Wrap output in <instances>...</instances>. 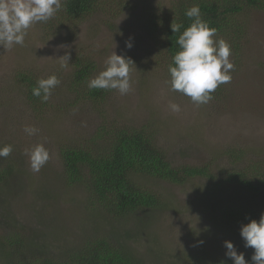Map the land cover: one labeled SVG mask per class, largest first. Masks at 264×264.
<instances>
[{"label": "rangeland", "instance_id": "obj_1", "mask_svg": "<svg viewBox=\"0 0 264 264\" xmlns=\"http://www.w3.org/2000/svg\"><path fill=\"white\" fill-rule=\"evenodd\" d=\"M146 2L167 7L170 0H128L129 6L114 19L96 11L81 22L64 24L60 14H55L46 23L32 25L23 46L8 50L0 46V147L13 148L8 157H0V166L9 159L22 172L0 187V231L12 226L24 229L32 253L60 258L86 237L110 234L128 245L143 264H177L190 251L198 253L203 264L218 262L228 258L226 240L238 253L248 249L240 227L224 222L221 213L230 204L263 206L264 191L251 196L239 186L219 182L222 169L232 168L229 151L233 149H242L245 160L264 167V11L251 16L249 43L236 57L230 54L234 69L230 82L222 86L224 98L197 105L170 90L168 60L143 27ZM129 40L130 49L126 47ZM113 51L134 63L130 65L131 90L124 95L110 90L99 106L76 101L75 94L66 90L67 77L74 70L73 57L89 55L97 75ZM24 71L43 78L55 74L60 80L51 101L53 110L45 120H34L15 85L14 77ZM170 103L179 104L181 110L171 111ZM114 123L147 127L173 165L209 164L214 180L195 179L179 187L159 184V208L133 213L121 221L92 216L87 224L80 223L90 215L85 211V193L54 179L60 164L58 149L87 139L101 124ZM25 126L39 131L29 136ZM41 143L50 159L39 172H33L24 152ZM43 172L53 179L46 180ZM152 183L147 187L155 191ZM40 190L48 193L41 196ZM0 264L7 261L0 259Z\"/></svg>", "mask_w": 264, "mask_h": 264}, {"label": "trees", "instance_id": "obj_2", "mask_svg": "<svg viewBox=\"0 0 264 264\" xmlns=\"http://www.w3.org/2000/svg\"><path fill=\"white\" fill-rule=\"evenodd\" d=\"M61 4L56 15L60 14L64 24L81 22L96 11L111 15L114 19L129 6L128 0H62ZM193 5L199 6L202 19L216 29L217 38L225 39L235 57L249 43L246 35L252 14L264 11V0H170L167 7L146 2L143 27L152 36L153 42L160 46L161 54L168 60V69L172 57L179 51L176 41L180 35L174 33L170 26L173 22L182 23L184 28L190 26L192 20L185 16V10ZM72 63L74 70L67 77L66 90L75 94L76 101H85L93 106L102 105L110 90L88 87V81L96 75L92 58L79 53L73 57ZM41 78L25 71L14 77L15 85L36 121L45 120L46 114L53 110L51 101L57 88L52 90L47 102H41L32 95V89ZM222 86L219 85L211 93V100L224 98ZM71 104L75 103L71 101ZM76 142L59 147L60 164L54 179L67 186L80 187L85 193V211L90 215L80 220V223L85 221L87 224L90 217L121 221L133 213L159 208L162 202L156 188L159 184L179 187L195 179L211 182L215 177L209 164L173 165L158 146L153 133L145 126L101 124L92 136ZM229 158L233 160L232 168L222 169L223 180L219 184L239 186L251 196L264 191V167L260 162L245 160L243 150L239 148L229 151ZM19 174L22 172H18L16 165L9 159L5 160L4 165L0 166V187L7 186L9 180ZM43 177L46 180L53 179L47 172H43ZM149 181H153L155 191L147 187ZM45 193L48 192L40 190L41 196H45ZM31 211L39 216L38 212ZM262 213L264 205L254 208L247 204H230L223 208L221 215L224 222L241 227L252 219L258 221ZM46 222L49 226L48 218ZM4 230L0 231V259L6 260L7 264H143L128 245L114 234L86 237L77 247L56 258L40 252L32 253L31 241L21 227L12 226ZM52 235L59 237V233ZM243 253L251 264L253 249L248 248ZM198 255L193 251L183 253L177 264H203L202 257ZM210 264H233V261L225 258Z\"/></svg>", "mask_w": 264, "mask_h": 264}, {"label": "clouds", "instance_id": "obj_3", "mask_svg": "<svg viewBox=\"0 0 264 264\" xmlns=\"http://www.w3.org/2000/svg\"><path fill=\"white\" fill-rule=\"evenodd\" d=\"M61 6V0H0V46L6 50L13 45L23 46L28 29L36 23H46ZM185 16L192 20L190 26L184 28L182 23L175 22L170 26L174 33L180 35L176 41L179 51L174 54L172 64L169 65L168 83L171 91L189 97L194 104H207L213 98L211 93L219 85L231 80L230 70L234 69L229 60L231 49L225 40L214 39L216 29L202 19L198 5L186 9ZM132 46L131 40L126 42L127 48ZM131 64L134 63L130 58L113 51L105 60L103 70L88 81V87L117 90L121 95L127 94L131 90ZM59 84L60 80L55 74L41 78L32 89V95L41 102H47L52 90ZM169 108L173 112L181 110L176 103H170ZM24 131L32 136L39 130L33 126H25ZM12 150V145L0 147V157H8ZM24 154L29 157L33 172H39L50 159V153L42 143L26 148ZM240 235L244 247L253 249L251 264H264V213L258 221L252 219L242 224ZM224 247L225 255L233 264H250L244 253H238L231 241H224Z\"/></svg>", "mask_w": 264, "mask_h": 264}]
</instances>
